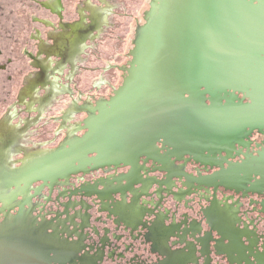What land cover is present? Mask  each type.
Instances as JSON below:
<instances>
[{
  "label": "flooded vegetation",
  "instance_id": "1",
  "mask_svg": "<svg viewBox=\"0 0 264 264\" xmlns=\"http://www.w3.org/2000/svg\"><path fill=\"white\" fill-rule=\"evenodd\" d=\"M69 2L33 0L41 14L28 18L22 41L0 17V236L7 216L10 238L31 245L36 264H264V177L252 172L264 156V128L248 129L229 151L190 154L161 140L132 162H76L59 179L35 174L108 107L139 27L174 7ZM105 39L117 49L124 42L115 55L122 62L99 54ZM88 48L98 63L87 65ZM83 71L99 74L88 85ZM243 166L250 173H238Z\"/></svg>",
  "mask_w": 264,
  "mask_h": 264
},
{
  "label": "water",
  "instance_id": "2",
  "mask_svg": "<svg viewBox=\"0 0 264 264\" xmlns=\"http://www.w3.org/2000/svg\"><path fill=\"white\" fill-rule=\"evenodd\" d=\"M172 1V10L139 27L129 44L134 46L127 75L108 107L94 111L83 127L86 133L54 153L51 165H38L40 179L65 178L76 162H132L161 140L190 154L229 151L242 144L248 129L264 128V0ZM97 47L103 58L113 59L125 45L117 49L105 39ZM90 50L86 62L94 65L98 61ZM83 72L88 85L99 74ZM245 97L250 101L244 103ZM91 154L96 155L88 159ZM256 162L252 172L264 177V156ZM14 224L7 216L2 224L0 264H36L40 257L34 248L10 238Z\"/></svg>",
  "mask_w": 264,
  "mask_h": 264
},
{
  "label": "rangeland",
  "instance_id": "3",
  "mask_svg": "<svg viewBox=\"0 0 264 264\" xmlns=\"http://www.w3.org/2000/svg\"><path fill=\"white\" fill-rule=\"evenodd\" d=\"M32 1L33 0H0V17L2 20V27L7 29L11 28L12 31L14 30V27H16L17 31L15 34L13 31V34L17 40L20 38L19 41H22L23 39L25 40L27 37L26 34L31 29L30 22L28 23V18L31 16V14L36 15V12L41 14V10H37L35 5L31 3ZM65 1L67 5H71L69 4V0ZM33 26L34 28H41L40 25ZM32 30L34 32V29ZM10 33L11 31L3 29L4 38L9 36ZM6 43L9 45V41H6Z\"/></svg>",
  "mask_w": 264,
  "mask_h": 264
}]
</instances>
